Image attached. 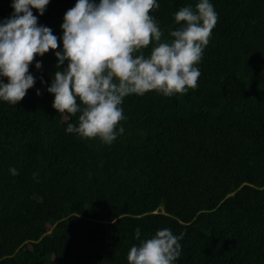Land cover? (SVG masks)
<instances>
[{
  "label": "trees",
  "instance_id": "1",
  "mask_svg": "<svg viewBox=\"0 0 264 264\" xmlns=\"http://www.w3.org/2000/svg\"><path fill=\"white\" fill-rule=\"evenodd\" d=\"M12 2L0 0V22ZM76 2L32 10L58 50ZM198 2L157 0L162 42L179 27L175 12ZM210 3L218 21L197 87L129 95L110 145L66 132L79 113L52 106L54 51L30 65L22 101L0 100V264H128L132 246L165 228L184 233L174 264H264V0Z\"/></svg>",
  "mask_w": 264,
  "mask_h": 264
},
{
  "label": "clouds",
  "instance_id": "2",
  "mask_svg": "<svg viewBox=\"0 0 264 264\" xmlns=\"http://www.w3.org/2000/svg\"><path fill=\"white\" fill-rule=\"evenodd\" d=\"M49 3L13 0V14L0 22V78L7 80L0 79V100L13 105L22 101L36 82L30 65L37 56L54 51L57 71L47 88L54 95L52 106L61 114L79 113L78 126L69 124L66 132L110 145L125 131L122 126L117 131V126L126 119L121 107L126 97L149 91L171 97L197 87V65L218 21L210 0L175 12L179 27L169 31L172 39L167 42H162L163 32L150 15L159 8L157 0H77L61 24L62 51L60 38L39 25L32 11L43 16ZM149 45L145 56L142 50ZM35 67L40 70L42 63L37 61ZM9 171L19 174L14 167ZM140 235L137 228L138 240ZM183 236L158 230L131 247L128 264H174Z\"/></svg>",
  "mask_w": 264,
  "mask_h": 264
}]
</instances>
